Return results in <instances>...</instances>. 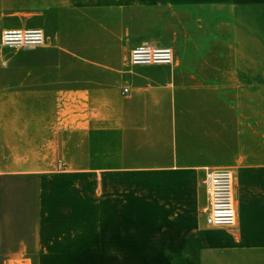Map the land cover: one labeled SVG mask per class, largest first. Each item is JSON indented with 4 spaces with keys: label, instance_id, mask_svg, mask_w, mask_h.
<instances>
[{
    "label": "crops",
    "instance_id": "0c3cea01",
    "mask_svg": "<svg viewBox=\"0 0 264 264\" xmlns=\"http://www.w3.org/2000/svg\"><path fill=\"white\" fill-rule=\"evenodd\" d=\"M205 1L0 0V32L47 34L0 70V177L37 179L0 183V264H264V117L251 138L246 88L233 71L130 63L134 46L197 29ZM215 168L235 174L237 230L186 225H208ZM123 207L155 229L123 237Z\"/></svg>",
    "mask_w": 264,
    "mask_h": 264
},
{
    "label": "rangeland",
    "instance_id": "374dc122",
    "mask_svg": "<svg viewBox=\"0 0 264 264\" xmlns=\"http://www.w3.org/2000/svg\"><path fill=\"white\" fill-rule=\"evenodd\" d=\"M207 1L209 2L205 1L206 4L201 8L203 13L187 16L186 22L197 23L199 25L197 29L187 26L185 31L162 32V38L155 42L172 46L175 52V69L233 71L234 86H238L239 83V85L246 88L247 96H244V99L247 100L248 98V104L244 103L243 109L250 113V135L253 138L256 136L257 112L259 111L260 116L263 115L264 117V0ZM2 32H0V38ZM36 48L39 47L4 50L0 54V70L5 69L16 72L18 55L25 49ZM196 49L200 50L201 53L218 58V61L205 63H186L181 61L184 55L193 53V50ZM237 56H243L244 60L230 61L231 58L235 59ZM222 58H225V61H219ZM222 80H225V78L219 74L218 81L221 82ZM262 124H264V120L263 122L260 121V125ZM249 145L253 149L257 144L250 142ZM258 148L260 150L264 149V136L258 144ZM2 182L32 186L36 184L37 179L32 176L0 177V183ZM142 210L143 212L141 211V213L144 214V208ZM197 215L199 223L186 225L196 229L216 231L239 229L238 221L232 227H213L205 224L201 213ZM135 220L136 218L131 208L123 207V237L129 236L133 230L140 232L155 229L153 226L155 224L146 222L144 218ZM159 225V227H162L161 225L163 224ZM2 229L3 224L0 221V232ZM123 241L128 242L129 240L123 239ZM138 264L160 263L153 261V256L139 255Z\"/></svg>",
    "mask_w": 264,
    "mask_h": 264
},
{
    "label": "built area",
    "instance_id": "2783aa9c",
    "mask_svg": "<svg viewBox=\"0 0 264 264\" xmlns=\"http://www.w3.org/2000/svg\"><path fill=\"white\" fill-rule=\"evenodd\" d=\"M46 33L41 27L4 29L0 38V54L15 48L40 47L45 44ZM175 52L172 47H160L152 43L134 46L130 53L132 65H172ZM129 89L125 88V92ZM203 183L207 187L210 206L206 221L213 227H232L237 223L235 175L230 168L207 171Z\"/></svg>",
    "mask_w": 264,
    "mask_h": 264
}]
</instances>
